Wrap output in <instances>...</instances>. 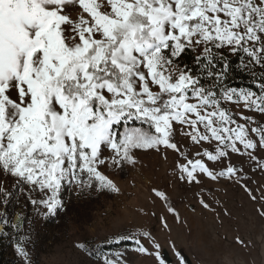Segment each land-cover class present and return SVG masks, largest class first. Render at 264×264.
<instances>
[{
    "label": "snow or ice",
    "instance_id": "6c2138e0",
    "mask_svg": "<svg viewBox=\"0 0 264 264\" xmlns=\"http://www.w3.org/2000/svg\"><path fill=\"white\" fill-rule=\"evenodd\" d=\"M149 150L177 154L189 184H239L264 216V191L247 183L264 172V0H0V236L24 264L29 207L54 218L65 190L119 195L109 173ZM125 241L167 264L148 231L105 243ZM75 247L130 264L126 250Z\"/></svg>",
    "mask_w": 264,
    "mask_h": 264
},
{
    "label": "rangeland",
    "instance_id": "374dc122",
    "mask_svg": "<svg viewBox=\"0 0 264 264\" xmlns=\"http://www.w3.org/2000/svg\"><path fill=\"white\" fill-rule=\"evenodd\" d=\"M137 155L139 162L135 166L109 173L121 190L119 195L93 191L77 196L75 189L71 194L65 190L67 208L57 217L44 218L31 207L27 209L32 218V242L28 247L33 264H100L75 245H111L105 240L136 231H148L155 237L167 264H178L177 252L187 264H264V216L258 211L261 202L252 201L239 184L224 179L211 181L202 177L200 184L180 180L178 156L171 150L167 159L151 150ZM233 161L238 162L236 157ZM247 183L259 196L264 191V172L248 171ZM154 189L166 194L167 203L156 196ZM202 198L209 208L202 206ZM169 205L179 213V220L168 211ZM237 237L244 241L243 245L237 243ZM125 242L133 245L114 248L109 253L126 250L130 264H159L155 255L137 253L134 242ZM143 242L154 251L147 240ZM5 261L24 264L14 243Z\"/></svg>",
    "mask_w": 264,
    "mask_h": 264
},
{
    "label": "trees",
    "instance_id": "16d2710c",
    "mask_svg": "<svg viewBox=\"0 0 264 264\" xmlns=\"http://www.w3.org/2000/svg\"><path fill=\"white\" fill-rule=\"evenodd\" d=\"M13 210L10 209V216L13 215ZM9 231L11 232L12 230L9 229ZM12 240L10 237L5 238L0 236V264H5V258L8 254V249L10 248V246L12 245ZM36 244V242L34 243ZM127 245H133L130 242H124L121 244H111V245H102L103 249L106 252H111V250H113L114 248H120V247H126Z\"/></svg>",
    "mask_w": 264,
    "mask_h": 264
},
{
    "label": "built area",
    "instance_id": "2783aa9c",
    "mask_svg": "<svg viewBox=\"0 0 264 264\" xmlns=\"http://www.w3.org/2000/svg\"><path fill=\"white\" fill-rule=\"evenodd\" d=\"M3 211H5V209H2L1 212H3ZM17 211H18V210H17ZM10 220H11L12 223H15V222H16V216H15V214L12 215V216H10Z\"/></svg>",
    "mask_w": 264,
    "mask_h": 264
}]
</instances>
